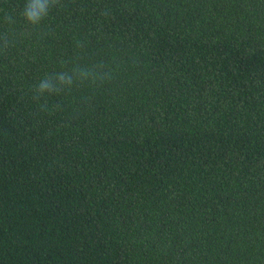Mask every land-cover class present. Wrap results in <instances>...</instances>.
Listing matches in <instances>:
<instances>
[{
    "label": "trees",
    "instance_id": "16d2710c",
    "mask_svg": "<svg viewBox=\"0 0 264 264\" xmlns=\"http://www.w3.org/2000/svg\"><path fill=\"white\" fill-rule=\"evenodd\" d=\"M26 2L0 0V264H264V0Z\"/></svg>",
    "mask_w": 264,
    "mask_h": 264
},
{
    "label": "clouds",
    "instance_id": "9594fccd",
    "mask_svg": "<svg viewBox=\"0 0 264 264\" xmlns=\"http://www.w3.org/2000/svg\"><path fill=\"white\" fill-rule=\"evenodd\" d=\"M58 2L59 0H27L21 14L27 22L37 24L48 15L50 10L48 4H57ZM49 87L48 84H42L41 91Z\"/></svg>",
    "mask_w": 264,
    "mask_h": 264
}]
</instances>
